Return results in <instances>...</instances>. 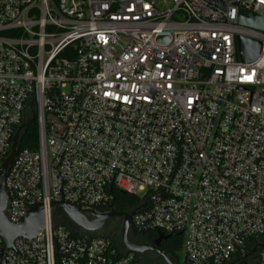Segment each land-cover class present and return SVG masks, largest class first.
Returning a JSON list of instances; mask_svg holds the SVG:
<instances>
[{
  "label": "built area",
  "instance_id": "1",
  "mask_svg": "<svg viewBox=\"0 0 264 264\" xmlns=\"http://www.w3.org/2000/svg\"><path fill=\"white\" fill-rule=\"evenodd\" d=\"M241 10L264 17V0H0V171L37 122L3 212L44 216L4 264H141L53 219L52 201L109 211L112 188L137 197L136 234L181 236L183 264H264V31Z\"/></svg>",
  "mask_w": 264,
  "mask_h": 264
},
{
  "label": "water",
  "instance_id": "2",
  "mask_svg": "<svg viewBox=\"0 0 264 264\" xmlns=\"http://www.w3.org/2000/svg\"><path fill=\"white\" fill-rule=\"evenodd\" d=\"M237 22L240 25L264 31V17L260 15L241 10L239 11ZM158 40L163 41L167 40V38L159 37ZM259 50V41L241 35L237 36V51L239 59L241 61H254L258 57ZM33 117L34 115L32 116V118L24 120L23 123L18 127V130L12 140L10 152L3 162L0 171V238L3 241V244L0 248V264H4L5 252L12 246L15 238L23 237L26 239H30L37 234L39 228L43 225L44 216L43 206L41 204H36L32 207H29L26 215L16 223H12L8 219H6L3 212L6 207L7 199L4 187L6 173L18 153L19 139L23 133V130L28 125V123L33 120ZM49 206L51 209L54 206H59L72 225L85 231H98L103 227L107 219L113 217H121V244L128 252L136 254L142 253L145 250H152L156 252L166 264H174L168 254L159 247L160 241L165 239L169 235L164 236L162 233H158V237L154 240L153 245L136 244L126 239L130 216L140 207L134 209L132 213L118 211L114 207V196L111 199L110 210L103 213L97 212L94 209H81L63 200L52 201Z\"/></svg>",
  "mask_w": 264,
  "mask_h": 264
},
{
  "label": "trees",
  "instance_id": "3",
  "mask_svg": "<svg viewBox=\"0 0 264 264\" xmlns=\"http://www.w3.org/2000/svg\"><path fill=\"white\" fill-rule=\"evenodd\" d=\"M36 141H37V122H36V119L34 118L32 121L28 123V125L23 130V133L19 140V148L20 149L35 148ZM112 193L114 196V207L116 210L128 211L138 204V199L134 195L120 192L119 190L115 188H112ZM99 209L100 208H98V210ZM57 215H58V219L62 220L64 222V225H66V222L64 220H66L67 218L65 219V214L63 213L62 209L59 206H54L52 208V216L55 222H57L55 220L56 219L55 216ZM155 234L156 232L152 231V232L145 233L144 235L148 237V236H154ZM181 242H182L181 236L172 235L171 238L166 243H164V245L162 246V250L170 254V256L174 258L175 251L181 248Z\"/></svg>",
  "mask_w": 264,
  "mask_h": 264
},
{
  "label": "rangeland",
  "instance_id": "4",
  "mask_svg": "<svg viewBox=\"0 0 264 264\" xmlns=\"http://www.w3.org/2000/svg\"><path fill=\"white\" fill-rule=\"evenodd\" d=\"M32 116H33L32 113L29 114L28 117L26 118V120L32 118ZM34 118H35V117H33V119H34ZM63 213H64V212H63ZM59 217H60V215H59ZM55 218H56L55 220H56L58 223H62V224H64V222H63L62 220H59V219H58V215L55 216ZM66 218H67V217H66V215H65V219H66ZM64 221L66 222V225H67L68 227H70L71 229L74 230V229L76 228L75 226L71 225V224L68 222L67 219L64 220ZM116 225H117V223H116L115 221H113V220H109V221L105 222V224L103 225V227H102L100 230L96 231L95 234H97V235H105V236H107L108 238H110V240H112V241L115 242L117 245H119L120 243H119V241H118L117 235L114 233L115 230H116V228H117ZM130 253L136 256L135 253H132V252H130ZM140 258H141V260H142V262H143L144 264H166V263H165L164 261H162V259L158 256V254H156V253H154V252H151V251H146V252L142 253L141 256H140ZM174 258L176 259V264H183V252H182V249H181V248H180L179 250L175 251V257H174ZM159 259H161L160 261H162V262H160Z\"/></svg>",
  "mask_w": 264,
  "mask_h": 264
},
{
  "label": "flooded vegetation",
  "instance_id": "5",
  "mask_svg": "<svg viewBox=\"0 0 264 264\" xmlns=\"http://www.w3.org/2000/svg\"><path fill=\"white\" fill-rule=\"evenodd\" d=\"M118 211H121V212H124L123 210H118ZM126 212V210H125ZM100 213H103V212H100ZM109 220H113L117 223V228L115 230V234L117 235V238H118V241H119V245H122L121 244V238H122V218L121 217H113V218H109L106 220L109 221ZM164 236H167V235H164ZM158 237V235H154V236H145V235H140V234H136L129 226L128 228V232L126 234V239L130 242H133V243H136V244H148V245H153L154 243V240ZM171 238V235L167 236L165 239L161 240L160 243H159V247L160 249H162V246L164 245V243H166L169 239ZM146 251H151V252H154L152 250H145L143 251L142 253L146 252ZM142 253H136V256L137 258L139 259V261L141 262V264H144L140 258L141 254ZM156 253V252H154ZM157 254V253H156ZM168 254V253H167ZM159 256V255H158ZM168 256L170 257V254H168ZM160 257V256H159ZM161 258V257H160ZM162 259V258H161ZM159 259V261L161 260ZM162 261H164L162 259ZM160 261V262H162Z\"/></svg>",
  "mask_w": 264,
  "mask_h": 264
}]
</instances>
